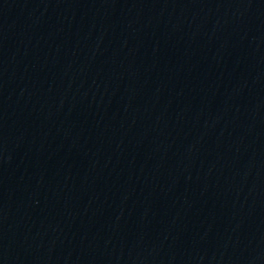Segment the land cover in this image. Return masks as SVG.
<instances>
[{
    "label": "water",
    "instance_id": "water-1",
    "mask_svg": "<svg viewBox=\"0 0 264 264\" xmlns=\"http://www.w3.org/2000/svg\"><path fill=\"white\" fill-rule=\"evenodd\" d=\"M0 264H264V0H0Z\"/></svg>",
    "mask_w": 264,
    "mask_h": 264
}]
</instances>
